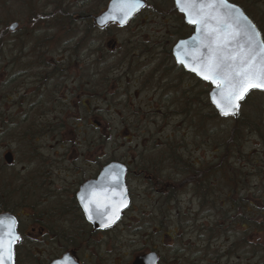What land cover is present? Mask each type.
<instances>
[{
	"label": "rangeland",
	"instance_id": "obj_1",
	"mask_svg": "<svg viewBox=\"0 0 264 264\" xmlns=\"http://www.w3.org/2000/svg\"><path fill=\"white\" fill-rule=\"evenodd\" d=\"M108 1L34 0L29 4L26 0H0V90L13 93L15 102L9 110L11 123L0 124L2 190L8 192L11 178L14 181L12 189L26 190L33 168L43 167L54 172L60 167L67 169L72 167L70 159L74 157L124 159L137 157L144 147L147 155L153 156L156 150L152 148L153 142L163 144L174 134L172 140L176 142L177 155L187 156L189 152L196 158L204 152L211 170V167H218L219 157L227 153L228 166L241 171V188L245 190L239 188L236 193L233 180L221 178L225 177L223 171L216 173L212 169L209 173V206L213 207V198L217 199L216 206L222 200L225 211L220 210V214H225L226 221L217 227L211 223L208 252L218 257L217 263L220 264H264V201L260 197L264 189L258 182L256 168L259 155L264 154L261 138V133L264 135V103L261 102L255 110H252L251 102L240 108L243 120H249L254 129L244 133L238 144L231 136L228 144L233 118H212V106L209 102L207 105V96L199 94L204 89L202 84L198 85L189 76L180 78V68L172 72L162 68L163 91L154 96L152 91L159 82L152 84L153 78L149 82H139L138 78L142 72L147 76L151 74L158 62L136 64L147 55L136 52L140 58H135L128 66L121 57L131 45L125 41L135 40L131 38L135 34L140 45L146 47L145 51L157 42L162 43V50L164 47L168 49L166 41L175 38L180 21L169 12L167 0H148L145 9L130 24L123 27L110 24L103 34L99 33L96 51L91 44L96 33L87 16L99 14ZM228 1H235L264 36V0ZM12 22L19 24L13 32L8 30ZM133 29L142 32H129ZM142 34L147 35L145 41ZM111 37L118 39V47L113 52L105 46ZM102 39L104 43L101 45ZM27 53L35 56L23 58ZM95 59L97 64H94ZM37 60L45 62L47 67L44 71L52 72L43 90L36 83L40 71ZM95 67L100 73L98 76L95 75ZM165 67H169L167 63ZM58 68H65L60 73V86L55 77ZM26 82L28 92L23 95ZM170 83L172 87L164 88V84L169 86ZM189 89L194 91L192 116H168L165 109L171 104L182 108L184 91ZM143 113L147 122L140 120ZM126 131L129 132L127 138ZM6 151L13 155L11 166L3 161ZM167 168L169 166L165 165L166 173ZM130 184L133 194L139 196L138 180L131 178ZM185 196L180 195L179 198L186 201ZM235 199L238 202L234 210L229 209ZM134 203L139 204L140 197L134 198ZM213 217L214 212H210V219ZM200 245H193L196 256L205 246Z\"/></svg>",
	"mask_w": 264,
	"mask_h": 264
},
{
	"label": "flooded vegetation",
	"instance_id": "obj_2",
	"mask_svg": "<svg viewBox=\"0 0 264 264\" xmlns=\"http://www.w3.org/2000/svg\"><path fill=\"white\" fill-rule=\"evenodd\" d=\"M167 3L169 12L180 21L179 30L174 33L173 40H176L166 41L168 49L164 47L162 50V43L157 42L145 51L146 47L140 45L139 38L135 34L131 35V38L135 40L125 41L131 45L127 46V53L121 55L122 61L126 60L128 66H131L135 58H140L139 55L147 53L146 57L143 60L139 59L136 64L158 62L151 74L147 76L145 72H142L139 80L137 79L139 82L142 80L149 82L153 78L152 84L156 85L158 81V85L153 87L154 96L163 91L161 84L164 79L160 77L162 68H167L170 72L180 68V78L189 76L198 85L202 84L204 89L199 94L207 96L208 105L209 83L184 71L175 63L172 54L174 45L188 38L194 28L185 23L183 15L176 11L173 0H167ZM96 15H89L87 19L92 22V17ZM132 20L128 23L130 24ZM110 24L119 27L115 23ZM110 24L102 28L94 27L93 32L96 34L91 42L94 50L97 51L99 45L97 39L99 33L103 34ZM129 32L140 33L142 31L133 29ZM168 36L171 37V34ZM142 37L143 41L147 39L145 34H142ZM103 43L104 40H100V44ZM105 46L113 52L118 47V39L109 38ZM32 56L35 55L27 53L22 57ZM165 63L169 67H165ZM94 64H97L96 59ZM36 65L40 66L36 83H39L40 90H43L52 72L44 71L47 67L44 61L37 60ZM96 68L94 72L98 76L100 73ZM64 69H57L55 77H57L58 86L62 84L60 73ZM54 70L53 72H56ZM129 79L127 77L128 81ZM165 85L164 88L172 87L171 83L169 86ZM27 92L28 82H26V87H23L22 94L26 95ZM13 95V93L0 90L1 125L11 123L9 110L15 105ZM193 98V89L184 91L182 108L178 109L177 105L171 104L168 109H165L168 116H192ZM146 118L143 113V119L140 120L147 122ZM125 135L127 138L129 132L126 131ZM169 138L170 140L166 139L163 144H159V141L153 142L152 148L156 149L153 156L147 155L146 147H144L141 152L137 153V157L131 158L74 157L70 159L73 161L72 167L67 169L60 167V172H58L59 169L54 172L43 167L33 168L29 173L28 188L23 191L18 188L12 189L14 185L12 178L11 188L8 192L3 191L0 180V215L6 213L15 219V232L20 237L19 242L14 246V264H51L64 257L69 259L70 264H133L137 258L142 256L153 257L154 263L152 264H220L217 263L218 257L210 254L208 248L211 240V223H214L216 227L225 224L226 216L220 214L225 204L221 200L220 205L216 206L217 199L213 198L211 199L213 207L209 206L210 195L207 183L210 163L204 157V152L196 158L190 156L189 152L187 156L177 155L176 142L172 140L175 135ZM113 162H119L126 167L124 184L128 204L125 207L121 206L118 218L105 227L104 222L109 221L112 210L108 204L107 207L99 209L91 205L93 219L90 220L88 213L84 211L81 198H90L92 190L86 189L81 192V189L91 183L90 181H96L102 169ZM165 165L169 166L168 173L164 171ZM2 166L0 162V174ZM131 178H136L139 182V196H135L131 191ZM108 185V182L100 183V187ZM96 186L98 187L97 183ZM185 194L186 201H183L179 196ZM137 197H140L139 204L134 203V198ZM100 199L101 204H105V201ZM228 208L234 210L235 204H231ZM163 212L167 214L163 215ZM210 212H214V217L211 219ZM100 213H106V215L102 216ZM199 243L200 246H205L196 256L193 245L197 246ZM223 256L225 257L224 254Z\"/></svg>",
	"mask_w": 264,
	"mask_h": 264
},
{
	"label": "snow or ice",
	"instance_id": "obj_3",
	"mask_svg": "<svg viewBox=\"0 0 264 264\" xmlns=\"http://www.w3.org/2000/svg\"><path fill=\"white\" fill-rule=\"evenodd\" d=\"M180 11L187 12L189 22L199 26L203 33L201 47L207 49L203 59L194 57L198 67H192L204 80L211 81L219 89L220 99L213 97V103L220 115L225 117L235 116L239 112L240 101L252 89L264 91V41L257 39L259 33L246 16L237 13V10L227 3V0H176ZM143 7L141 0H122L119 11L123 14L120 23H126L133 12ZM113 20L115 16L111 17ZM214 22V25H210ZM177 60L188 66L184 60ZM119 177L115 176L113 183H118ZM115 195V193H113ZM119 203L111 204V216L104 226H109L118 218L121 206H126L123 193L120 194ZM102 198L105 204H101ZM84 211L88 218L93 219L91 205L97 209L107 207L108 196L106 193L92 192L90 198L82 197ZM106 215V213H100ZM8 225L0 219V264H14V246L20 237L14 231L15 219L7 218ZM7 229V230H6ZM57 264H70L64 257Z\"/></svg>",
	"mask_w": 264,
	"mask_h": 264
},
{
	"label": "water",
	"instance_id": "obj_4",
	"mask_svg": "<svg viewBox=\"0 0 264 264\" xmlns=\"http://www.w3.org/2000/svg\"><path fill=\"white\" fill-rule=\"evenodd\" d=\"M122 2V0H110L106 6V9L98 14L97 16L93 17V25L97 27H104L108 23H116L119 26H124L127 24V22L133 18V16L138 13L141 9L145 7V0H141V3L143 4V7L139 8L137 11L133 12L130 18L127 20L126 23L121 24L120 20L123 19V14L119 11V4ZM200 0H197V3H199ZM205 2H211V0H205ZM174 7L176 11L180 14L183 15L185 23L191 25L194 28L193 33L186 39H182L178 41L173 49H172V54L174 57V60L176 64L181 65L183 69L189 73H192L195 75L198 79L204 80L200 75H198L196 72L191 71L192 67H198L199 65L197 64L196 60H194V57L203 59L204 56L207 55V49L201 47V40L203 37V33L200 31V28L198 25L190 23L189 22V16L187 12H182L180 11V8L176 4V0H173ZM227 3L231 6H233L236 10L237 13H242L244 16L248 18V21L252 24L255 25L252 20L245 14V12L236 4L230 3L227 0ZM115 16L116 19L113 20L111 17ZM210 25H214V22H210ZM18 24L17 22H12L8 29L9 31H14L17 28ZM256 31L259 33V36L257 39L262 40V37L260 35L259 30L255 26ZM263 41V40H262ZM179 55L180 59L184 60L185 63L188 65L187 67L184 64H181L177 60V56ZM206 81V80H204ZM210 85L212 86L210 91H209V102L211 106L214 108L215 112L221 116L225 117L223 115H220L219 110L216 108V105L213 103V97H216V99H220L219 95V89L215 84H212L211 81H208ZM253 90H258L261 91L264 94V91L260 89H252ZM249 91V92H250ZM242 101H240L241 103ZM239 114V112H238ZM237 115L235 116H227L231 118H236ZM3 159L6 162V164H12L13 162V156L10 152H7L3 155ZM127 170L126 167L119 163V162H113L107 165L102 171L100 172L98 178L96 181H90L91 183L85 185L82 187L81 192L86 191V189L92 190V192H97V193H106L109 200H108V207L111 210V204L112 203H119L121 196L120 194L123 193V199L126 201V205L128 204V197H127V190L124 184V178ZM119 177V182L118 183H113V180L115 176ZM102 182H108V186L100 187V183ZM96 183L98 184V187L96 186ZM115 193V195H113ZM125 207V206H123ZM8 217H11L9 214H2L0 215V219H3V223L5 225L9 224ZM7 230V229H6ZM14 231H15V225H14ZM62 259H57L53 261L51 264H57L58 261H61ZM154 263V258L151 256H142L137 258L133 264H152Z\"/></svg>",
	"mask_w": 264,
	"mask_h": 264
},
{
	"label": "trees",
	"instance_id": "obj_5",
	"mask_svg": "<svg viewBox=\"0 0 264 264\" xmlns=\"http://www.w3.org/2000/svg\"><path fill=\"white\" fill-rule=\"evenodd\" d=\"M29 1H31V2H29ZM32 1H34V0H26V2H28L29 4L30 3L32 4ZM232 3H235V1H232ZM258 29L261 32L263 40H264V36H263V33H262L261 29L260 28H258ZM1 43H2V38L0 36V44ZM256 99H257V102L255 101ZM250 102H251L252 110H255L261 105V102L264 103V95L261 92H258V91L250 92L248 94V96L244 99V101L242 102L241 107L246 105V104L249 105ZM217 116L218 115L212 110V107H211V117L212 118H217ZM233 120H234L233 121V125H232L233 127L230 129V131H228V137H227L228 138L227 139V143L228 144L230 143L231 136H232V138L235 139L236 143L238 144V141L240 139H242L244 133L254 129V128L251 127L249 120H247L246 122L243 120V115H242L241 112L239 113V116L236 119H233ZM255 129L258 130V128H255ZM259 133H261V132H259ZM261 138H262L263 143H264V135L262 133H261ZM232 142H234V140ZM227 157H228L227 153L222 154L219 157L220 160L218 158V160H219L218 163H217L218 167H214V168L211 167V170H209V173L212 171V169L216 173H220V171H223L224 176H225V177H223V179H226V177H228V179L233 180L232 181L234 183L233 191H234V193H236L237 190L242 187L241 182H240V177H239V173L241 171L236 169V168H234L233 166H228L229 165V160H228ZM258 163H259V166L256 165V168L258 169V182L263 186L262 188L264 189V154H263V152H262V155H259ZM223 165H225V167H223ZM243 179H244V177H243ZM241 190H245L244 187L241 188ZM240 195H241V193H240ZM242 196L245 197L244 194H242ZM260 197L264 201V192L260 194ZM240 199L241 198H239V201H240ZM233 201H234V204H236L238 202L236 199L233 200ZM244 201H245V199L242 198V202H244ZM249 205H251V202L249 203Z\"/></svg>",
	"mask_w": 264,
	"mask_h": 264
}]
</instances>
